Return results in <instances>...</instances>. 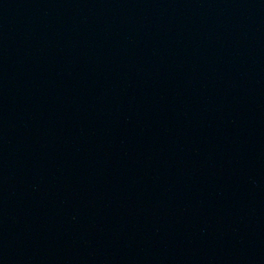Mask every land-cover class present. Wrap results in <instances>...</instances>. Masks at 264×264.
I'll use <instances>...</instances> for the list:
<instances>
[{
  "label": "water",
  "instance_id": "1",
  "mask_svg": "<svg viewBox=\"0 0 264 264\" xmlns=\"http://www.w3.org/2000/svg\"><path fill=\"white\" fill-rule=\"evenodd\" d=\"M0 264H264V0H0Z\"/></svg>",
  "mask_w": 264,
  "mask_h": 264
}]
</instances>
